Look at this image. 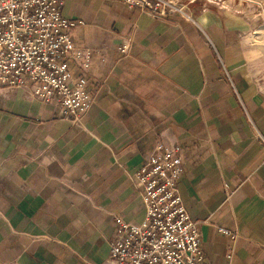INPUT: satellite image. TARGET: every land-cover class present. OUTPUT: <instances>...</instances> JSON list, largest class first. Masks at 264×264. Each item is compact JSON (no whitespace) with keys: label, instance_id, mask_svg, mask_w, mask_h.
<instances>
[{"label":"crops","instance_id":"0c3cea01","mask_svg":"<svg viewBox=\"0 0 264 264\" xmlns=\"http://www.w3.org/2000/svg\"><path fill=\"white\" fill-rule=\"evenodd\" d=\"M175 1L189 18L66 1L85 23L75 47L94 53L80 123L30 89L0 90V264H106L115 219L145 218L136 174L159 145L182 148L178 189L205 259L264 264V50L230 3Z\"/></svg>","mask_w":264,"mask_h":264},{"label":"built area","instance_id":"2783aa9c","mask_svg":"<svg viewBox=\"0 0 264 264\" xmlns=\"http://www.w3.org/2000/svg\"><path fill=\"white\" fill-rule=\"evenodd\" d=\"M67 0H0V90L30 89L43 103H56L62 118L80 123L93 106L87 72L93 51L75 47L72 33L85 23L63 15ZM155 19L180 14L175 0H116ZM132 47L124 41L119 52ZM71 65L81 74L75 75ZM184 176L182 148L159 145L136 174L145 218L131 224L116 218L106 264H210L201 249L199 225L179 193ZM232 238L236 233L217 229Z\"/></svg>","mask_w":264,"mask_h":264},{"label":"rangeland","instance_id":"374dc122","mask_svg":"<svg viewBox=\"0 0 264 264\" xmlns=\"http://www.w3.org/2000/svg\"><path fill=\"white\" fill-rule=\"evenodd\" d=\"M227 2L241 12L246 13L254 21V43L264 50V0H212Z\"/></svg>","mask_w":264,"mask_h":264}]
</instances>
